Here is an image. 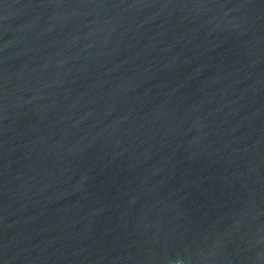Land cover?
<instances>
[{
	"label": "water",
	"instance_id": "1",
	"mask_svg": "<svg viewBox=\"0 0 264 264\" xmlns=\"http://www.w3.org/2000/svg\"><path fill=\"white\" fill-rule=\"evenodd\" d=\"M0 264H264V0H0Z\"/></svg>",
	"mask_w": 264,
	"mask_h": 264
}]
</instances>
